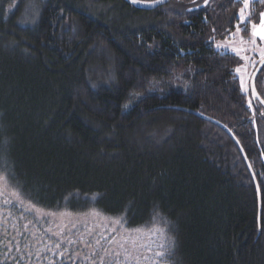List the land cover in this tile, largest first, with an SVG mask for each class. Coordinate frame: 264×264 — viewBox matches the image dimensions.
Returning <instances> with one entry per match:
<instances>
[{
	"label": "trees",
	"instance_id": "1",
	"mask_svg": "<svg viewBox=\"0 0 264 264\" xmlns=\"http://www.w3.org/2000/svg\"><path fill=\"white\" fill-rule=\"evenodd\" d=\"M202 3L140 11L123 0H0V175L14 198L0 213L121 220L149 236L129 264L141 254L150 264H264V110L249 107L238 59L214 47L236 29L243 2L190 10ZM263 9L250 2L255 22ZM255 84L264 99V67ZM186 111L241 145L258 183L259 233L236 146ZM13 224L19 237L0 234V264H82L58 252L36 261L39 235Z\"/></svg>",
	"mask_w": 264,
	"mask_h": 264
},
{
	"label": "rangeland",
	"instance_id": "2",
	"mask_svg": "<svg viewBox=\"0 0 264 264\" xmlns=\"http://www.w3.org/2000/svg\"><path fill=\"white\" fill-rule=\"evenodd\" d=\"M249 2H251V0H249ZM262 12H264V9L262 10ZM259 20L260 15L256 23H259ZM233 33H236V29L224 38L216 41L214 43L215 49L218 50L217 42L224 43L226 40H230ZM250 33L251 24L248 25L247 33H239L237 35V47L240 46V37L243 36L246 40L250 39ZM244 47L247 48L249 46L245 45ZM229 53L233 54L238 59L237 67H241L245 64V61L241 59L240 56H237L231 52L230 46ZM242 54L251 56L254 60H256L255 64H248L246 68H242V73L247 72L251 76V73L255 69L257 63L260 61L259 54L254 51H245ZM236 68L234 69V74L240 83L241 74L236 73ZM249 79L246 80V86L248 88V93L245 94L246 96L250 94ZM256 132L258 144L264 159L263 123L258 127L256 126ZM5 201L11 202L14 201V198L7 193L2 182H0V208L5 207ZM29 213H31L30 210H24L25 215H29ZM31 217L33 219L28 217L11 219L5 214V211L1 212L0 234H6L8 238H18V226L17 224H13L15 221L18 223V225L20 224L19 227H21L22 231H30L34 234L37 233V235H39V240L31 243V246L34 250L35 260L40 262L42 261V257H44V259H47V254L53 255L58 252V258L66 262H69L71 260L79 262L81 261L82 264H129L132 262V260L130 262L129 260H127V258L134 251L137 253L138 249H140L141 253V250L143 249L140 247V245L143 246L141 242L147 243V241L149 240V236L144 239L145 236L140 233L134 234L125 232L120 229L118 223H115L112 220L101 218L96 215H86L77 218L68 216H51L33 212V215ZM8 228L9 232L6 233V230ZM41 230L43 231L42 234ZM61 247H64V249H61ZM134 262L136 264H148L149 261H147L141 254L134 259Z\"/></svg>",
	"mask_w": 264,
	"mask_h": 264
},
{
	"label": "snow or ice",
	"instance_id": "3",
	"mask_svg": "<svg viewBox=\"0 0 264 264\" xmlns=\"http://www.w3.org/2000/svg\"><path fill=\"white\" fill-rule=\"evenodd\" d=\"M139 0H132L133 4L138 3ZM239 2V0H237ZM252 4H255L257 0H251ZM203 3L207 5L209 3V0H203ZM259 3L264 4V0H259ZM250 9V2L249 0H243V7L240 8L239 13V22L236 26V33H233L231 35L230 40H226L224 43L217 42V49L219 52V55L225 56L229 54V46L231 48V52L234 53L237 56H240L241 59L245 61V64L241 67L236 68V73L241 74L240 75V83H241V90L244 94L248 93V88L246 86V80L251 78V76L244 72L242 73V68H246L248 64H255L256 60H254L251 56L243 55L245 51H254L259 54L260 57V63L264 64V12L260 14V20L259 23H256L253 18V14ZM251 24V33H250V39H244L243 36L239 39V47L236 45V39L237 35L239 33H247L248 32V25ZM247 45L249 47L245 48L244 46ZM252 96L259 100L261 104H264V99L260 98V96L257 94L255 90V86H253L252 90ZM249 107L252 108L253 104L251 100L249 101ZM262 116H264V112L260 113ZM255 122V121H254ZM5 180V177L0 175V182H3ZM259 191V188H258ZM93 215H98L99 213L93 212ZM121 220L115 221V223H121ZM139 231V229H137ZM149 231H160L162 232V229H149ZM155 255L160 258L161 261H164L169 256V247L168 245L161 243L159 245V250L156 251Z\"/></svg>",
	"mask_w": 264,
	"mask_h": 264
},
{
	"label": "water",
	"instance_id": "4",
	"mask_svg": "<svg viewBox=\"0 0 264 264\" xmlns=\"http://www.w3.org/2000/svg\"><path fill=\"white\" fill-rule=\"evenodd\" d=\"M124 2H126L127 4L131 5L133 8H135L136 10H140V11H152L156 8H159V7H162L164 5H166L170 0H155V1H140L136 4H133L132 3V0H123ZM206 5L203 3L202 5L194 8V9H190V10H199V9H202L204 8ZM264 67V64L260 63V61L257 63L255 69L253 70V72L251 73V78L249 79V91H250V98H251V101L254 103V104H258L263 110H264V104H261L259 102L258 99H256L255 97L252 96V90H253V86H255V90L257 92V89H256V78L257 76L259 75V73L261 72V70L263 69ZM258 94V92H257ZM259 95V94H258ZM260 96V95H259ZM261 98V97H260ZM188 112L189 114H192L194 116H196L197 118L205 121V122H208L216 127H218L219 129H221L222 131L225 132V134L231 139V141L234 143V145L236 146L245 166H246V169L252 179V182H253V185H254V188H255V191H256V196H257V211H258V214H257V223H258V233L260 232V226H259V223H260V214H261V200H260V193L258 191V183L256 181V178L254 176V173L252 171V168L249 164V161L241 147V145L239 144V142L237 141V139L234 137V135L232 134V132L226 128L223 124H221L220 122L212 119V118H209L203 114H200L198 112H192V111H186Z\"/></svg>",
	"mask_w": 264,
	"mask_h": 264
},
{
	"label": "flooded vegetation",
	"instance_id": "5",
	"mask_svg": "<svg viewBox=\"0 0 264 264\" xmlns=\"http://www.w3.org/2000/svg\"><path fill=\"white\" fill-rule=\"evenodd\" d=\"M203 4V3H202ZM198 6H200V5H197V6H195V7H192L191 9H194V8H196V7H198Z\"/></svg>",
	"mask_w": 264,
	"mask_h": 264
}]
</instances>
